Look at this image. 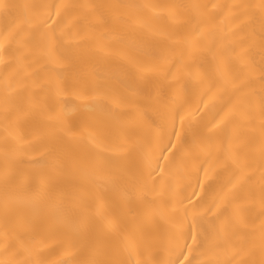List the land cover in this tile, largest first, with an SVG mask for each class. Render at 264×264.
Masks as SVG:
<instances>
[{
	"label": "snow or ice",
	"instance_id": "6c2138e0",
	"mask_svg": "<svg viewBox=\"0 0 264 264\" xmlns=\"http://www.w3.org/2000/svg\"><path fill=\"white\" fill-rule=\"evenodd\" d=\"M0 264H264V0H0Z\"/></svg>",
	"mask_w": 264,
	"mask_h": 264
},
{
	"label": "bare ground",
	"instance_id": "6f19581e",
	"mask_svg": "<svg viewBox=\"0 0 264 264\" xmlns=\"http://www.w3.org/2000/svg\"><path fill=\"white\" fill-rule=\"evenodd\" d=\"M28 2L33 3H43V2H49V0H28ZM152 2H161V3H205L208 2V0H152ZM216 2L220 3H229V2H239V0H216ZM203 107V105H201ZM212 110V104L209 103V107L207 109H204L205 112H207L209 115H211ZM193 186H195V181H193ZM191 194V190H189V193ZM195 199V197H193Z\"/></svg>",
	"mask_w": 264,
	"mask_h": 264
}]
</instances>
